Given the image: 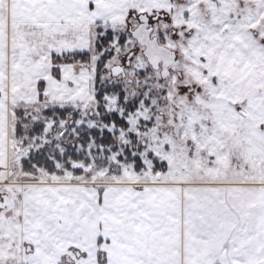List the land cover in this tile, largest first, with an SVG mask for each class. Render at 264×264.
<instances>
[{
	"label": "snow or ice",
	"instance_id": "snow-or-ice-1",
	"mask_svg": "<svg viewBox=\"0 0 264 264\" xmlns=\"http://www.w3.org/2000/svg\"><path fill=\"white\" fill-rule=\"evenodd\" d=\"M0 264H264V0H0Z\"/></svg>",
	"mask_w": 264,
	"mask_h": 264
}]
</instances>
